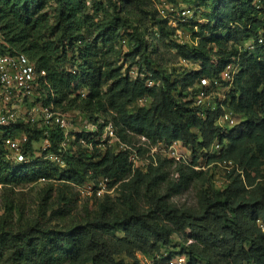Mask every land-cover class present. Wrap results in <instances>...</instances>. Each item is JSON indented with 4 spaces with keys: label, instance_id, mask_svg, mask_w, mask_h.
<instances>
[{
    "label": "trees",
    "instance_id": "1",
    "mask_svg": "<svg viewBox=\"0 0 264 264\" xmlns=\"http://www.w3.org/2000/svg\"><path fill=\"white\" fill-rule=\"evenodd\" d=\"M55 1L59 10L50 24L40 14L44 0H0V53L24 54L45 72L43 104L63 113L77 109L94 122L103 118L128 144L139 137L150 143L181 141L191 149V160L160 159L146 171L133 170L126 151L99 148L91 135L71 132L63 147L65 134L58 127L24 121L0 126V185L47 179L39 216L18 231L0 230V264H141L139 254L149 258L146 264H168L179 256L184 264H264V49H239L264 33V0H164L195 9L193 18L177 26L149 12L160 39L175 50V65L182 60L198 65L196 70L174 66L177 78L157 62L158 45L131 20L138 17L132 6L142 0L97 3L103 18L92 42L82 35L91 22L82 11L88 0ZM178 30L192 41L177 40ZM118 36L131 50L123 57L131 62L124 72L102 62L96 47L100 41L111 53L110 39ZM67 64L77 70L69 71ZM231 64L238 72L224 103L242 121L221 127L223 110L196 106L195 86L219 78ZM133 67L136 78L129 75ZM144 97L148 101L140 105ZM22 135L27 162L15 163L4 140ZM44 138L50 146L38 155L36 145ZM82 138L91 147L83 146ZM216 142L220 152L207 155L206 170H196ZM50 153L60 154L63 165L46 158ZM211 164L229 167L225 187L212 184ZM99 177L108 178L118 194L87 200L76 213L68 188ZM190 186L197 188L194 207L172 201Z\"/></svg>",
    "mask_w": 264,
    "mask_h": 264
},
{
    "label": "built area",
    "instance_id": "2",
    "mask_svg": "<svg viewBox=\"0 0 264 264\" xmlns=\"http://www.w3.org/2000/svg\"><path fill=\"white\" fill-rule=\"evenodd\" d=\"M168 14H164L165 18L170 19L172 26H177V22H187L193 18L195 9L188 5L166 4ZM176 16V17H173ZM169 17H172L169 18ZM183 31L176 32V39L182 40ZM1 36V32H0ZM125 43V42H123ZM257 48L264 49V33L260 34L256 40H251L244 43L239 49L253 52ZM181 62L188 63L184 60ZM238 72V66L231 64L227 66L219 75V78L201 79L200 83L195 86L196 93L194 96V104L203 110H215L221 108L223 114L217 120V124L221 127H234L238 125L242 119L225 105L227 93L230 91ZM45 72L39 69L36 64L24 54H9L0 53V126L10 127L17 124L19 121H24L38 128H53L58 127L65 134V144L69 141L71 132H78L91 135L89 139H93L99 148L105 149L111 147L115 152L126 151L128 153V161L133 170L146 171L150 166L158 164L160 159L173 160L175 162H189L191 159V149L181 141L166 143L158 141L150 143L146 137H139L136 143L128 144L123 142L116 133V128L113 123H105L101 118L94 122L84 115L78 118L80 120L77 127L71 130L74 120H70L65 116L60 109L52 104L45 105L42 102L40 88L44 84ZM131 78L138 76V70L133 67L129 70ZM141 78H145L143 74ZM147 86H153L154 82L147 79ZM86 92H82L85 97ZM147 98L139 100L140 105L146 104ZM48 135V131H45ZM27 141L26 135L18 137H7L4 140V146L10 151V159L15 163L27 162L26 156L23 154V146ZM80 143L85 147L89 146L88 141L81 139ZM50 146L48 138L43 139L42 151H46ZM222 146L219 143H214L210 150L202 156L200 161L194 168L198 171L206 170L205 161L207 155L219 153ZM190 157V158H189ZM46 158L63 165V160L60 154L50 153ZM46 178H41L39 182H46ZM88 187L87 195L92 194L94 198H103L106 195L113 196L115 188L110 187V180L105 177L88 180L85 184ZM83 186V185H81ZM77 186V187H81ZM263 230L264 226L262 225ZM184 257H177L168 264H184Z\"/></svg>",
    "mask_w": 264,
    "mask_h": 264
},
{
    "label": "rangeland",
    "instance_id": "3",
    "mask_svg": "<svg viewBox=\"0 0 264 264\" xmlns=\"http://www.w3.org/2000/svg\"><path fill=\"white\" fill-rule=\"evenodd\" d=\"M97 3H102L106 7L107 0H88L87 6L82 8V11L85 12V15L91 18L90 25L82 29V35L85 37V40L92 42L96 35L97 24L103 18V12L97 13ZM197 3V2H195ZM166 2L164 0H142L141 4L133 5L132 9L138 14L137 18H132L133 24L138 26L140 32H142L148 42H153V44L158 45V51L155 57L158 59V63L162 65L164 69L173 74V78H177L179 72L173 70V67L176 66L181 69H197L198 65L192 63H183L179 62L175 65L174 62H177L175 55V50L169 48L168 39H160L157 34V28L155 26V21L147 15L149 12H158L159 16H164L168 14L166 10ZM131 8V6H129ZM59 7L58 3L55 0H44V7L40 10V14L49 19L50 24H55L57 13ZM176 17V16H173ZM172 19V17H169ZM182 40L184 42H191L192 38L188 32H183ZM111 46V53H107V47L104 44H101L99 41L96 45L99 53L100 60L102 62L112 63L115 67L122 68V71H127L129 68L130 61H127V64L124 63L123 57L131 52L127 43L121 44L119 41V36L116 38H111L109 44ZM76 58H80V53H76ZM67 69L71 72H75L77 69L71 64L66 65ZM65 105V102L62 106ZM62 108V107H61ZM81 113L76 109L68 113H65V116L72 123L71 130L77 127L81 117ZM136 142V141H135ZM43 140L40 141L37 146V154H41L39 150L42 149ZM75 149H78V146H75ZM191 156V155H190ZM190 158V157H189ZM191 159H188L190 161ZM210 174L212 175V184L217 188L225 187L227 183L226 173L228 166L225 164H211ZM47 184L45 182H35L31 184H22L20 186H3L0 185V230L5 229L11 232L18 231L29 224H31L44 209L45 205L43 204L44 190L46 189ZM88 187L85 185L77 187L70 185L68 188L69 194L68 198L72 199L73 208L76 213H79L84 206L87 200L93 201L94 196L92 194L87 195ZM196 190L195 186H190L188 190L184 191L182 194L175 196L172 201L179 206H188L194 207L196 205ZM56 192L53 193V197L50 202L55 203ZM117 190H114L113 196H116L118 193ZM175 242H179L176 238ZM141 264L149 263L148 257H143L139 254Z\"/></svg>",
    "mask_w": 264,
    "mask_h": 264
}]
</instances>
